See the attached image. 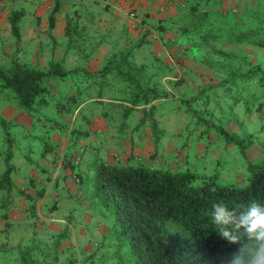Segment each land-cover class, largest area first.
I'll return each mask as SVG.
<instances>
[{"label":"rangeland","instance_id":"rangeland-1","mask_svg":"<svg viewBox=\"0 0 264 264\" xmlns=\"http://www.w3.org/2000/svg\"><path fill=\"white\" fill-rule=\"evenodd\" d=\"M6 1L0 0V17L3 19L7 15H1L6 10ZM55 1L60 8L58 18L61 17L64 24L59 26L61 23L56 22L53 40L48 34L37 37L40 46L34 55L30 50L33 38L20 36L17 39L10 26H6L2 29V43L6 49L10 44L16 50L9 57L8 50L5 52V48H2L3 53L0 54L4 57L0 60V67L8 68L13 60L20 59L46 70L49 61L56 60L65 69H87L88 73L97 74L113 55L119 59L122 53L131 48L134 51L128 59L140 66L129 69L127 63H122V73L112 70L101 82L95 83L88 78L80 81L75 76L78 85L70 80L59 87L65 95L74 97V102L54 90L47 105L34 106L32 111L20 108L12 93L3 88L0 81V172L6 166L5 154L9 143L5 131L8 129L13 151L9 163L14 167L12 177L15 183L10 192L0 190V264H19L18 252L21 249H33L31 255L36 258L35 264H134V257L123 238H118L112 232L102 238L96 237L95 231L99 226L95 228L92 224L83 226L76 223L77 216L69 219L65 226H56L47 231L48 220L41 221L33 207L38 196L37 192L33 194L36 180L33 177H39L40 173L47 177L58 173L61 177V157L70 169L83 163L84 147L92 151V145L103 137L97 129L106 128L104 131L110 133L115 131L126 108H131V113L137 111L132 106L134 96H140L142 91L148 89H154L162 97L147 104L152 105L150 112L145 110L147 118L156 115L166 120L174 113L175 119L179 112L185 113V121L194 120L195 124L207 126L205 131L216 139H221L216 128L223 126L229 132L251 140L247 147L248 158L259 161L264 151V47L218 39L204 48L205 40L198 30H187L185 25L190 19L192 7L199 12L210 13L209 20H216V23L224 21L229 24L240 19L249 21L264 8V0H153L155 8L152 14L148 8L139 10L133 0ZM131 12L135 16H131ZM67 18L71 24L68 36L64 31ZM23 24L22 34H25L28 23ZM35 25L42 23L37 21ZM151 29L159 34L158 38L149 37ZM146 30L148 34H145ZM160 34L168 37L174 34L176 42H170ZM47 39L54 44L51 53L45 48L44 41L47 43ZM211 45L231 54H217ZM175 46L181 47V54L175 50L170 52ZM43 50L47 52H41ZM164 51L171 54L173 62L167 59ZM174 62L181 72L188 62L201 63L202 68L197 66L196 69L199 68L198 72L203 77L193 81L192 85L184 84L183 80L179 81L181 78H176L179 71ZM245 73L250 74L242 76ZM165 75L170 78L164 79ZM60 105H65L66 109H58ZM141 105L144 103L140 102L137 106ZM189 108L197 113L202 122L197 121ZM50 120H57L60 126L52 127ZM162 130L160 126L153 128L152 135L156 141L161 137ZM230 144V149L237 151L236 160L243 167L241 171L237 170V177H228L227 170L214 165L215 177L222 183H243L246 177H241L240 173L246 169V159L237 145ZM223 145H226L225 141ZM45 147L49 148V152ZM150 156L155 157L156 154ZM233 157L234 154L227 155L225 160H232ZM47 159L50 168L44 166ZM66 159L69 163L65 162ZM98 163L95 161V165ZM200 165L201 162L196 169L199 172L202 171ZM38 170L40 173L37 175ZM70 176L77 175L71 173ZM48 202L47 216L53 209H58L52 195L48 197ZM51 222V225L58 223L53 219ZM82 227L89 238H81ZM74 228L79 230L75 231ZM87 239L88 244H85Z\"/></svg>","mask_w":264,"mask_h":264},{"label":"trees","instance_id":"trees-1","mask_svg":"<svg viewBox=\"0 0 264 264\" xmlns=\"http://www.w3.org/2000/svg\"><path fill=\"white\" fill-rule=\"evenodd\" d=\"M58 10L59 3L55 1L49 14V31L55 25V13ZM190 13L185 29L198 30L205 40L202 45L204 48L218 39L264 47V8L257 11L249 21L240 19L229 24L209 20L210 13L199 12L194 7ZM23 14V10L15 9L8 16L11 31L17 39L20 38L19 20ZM70 26V19L67 18L64 26L67 36ZM211 49L222 56L231 54L215 49L214 45H211ZM133 51L134 48L126 50L119 59L113 55L97 74L88 73L86 68L83 71L79 68L65 69L56 60H51L46 70L13 60L8 68L0 67V81L2 87L12 93L18 106L27 111L34 110V106L47 105L54 90L74 102V97L65 95L59 89L61 84L65 85L72 80L73 84L78 85L75 76L80 81L88 78L95 83L101 82L112 70L122 73V63L131 67L128 58ZM249 74L242 76L247 77ZM142 93L134 96L132 106L140 102L148 104L162 97L154 89ZM58 109L63 111L66 107L60 105ZM126 110L125 115L130 109ZM189 111L196 115L198 122H202L195 111L190 108ZM50 122L52 127L60 126L57 120ZM216 129L219 137L226 143L237 145L240 154L246 159L245 182L222 183L214 174L205 175L191 169L154 167L138 162H99L88 175L90 197L112 217L114 227L111 232L128 244L134 264H234L232 254L239 251L242 243H232L229 238L217 233L211 217L212 205L222 203L229 209L252 201L264 205V151L259 161H251L247 152L251 140L247 141L223 126ZM5 135L9 144L5 154L6 166L0 172V190L10 192L15 183L12 177L14 167L9 163L13 151L8 129ZM44 149L49 150L46 147ZM65 162L69 163L67 159ZM31 252L33 249L19 250V264H35L36 258Z\"/></svg>","mask_w":264,"mask_h":264},{"label":"crops","instance_id":"crops-1","mask_svg":"<svg viewBox=\"0 0 264 264\" xmlns=\"http://www.w3.org/2000/svg\"><path fill=\"white\" fill-rule=\"evenodd\" d=\"M6 2V10L1 14L3 15L7 13L6 18L3 19L0 17V53H3L2 48H5L4 51L6 52L8 50L7 53L9 57H12L16 48L15 46L10 47L9 44V48L6 49L4 43H2L3 39L1 38V34L2 29H4L6 26L9 28L10 26L8 16L11 10L17 9L24 11V14L19 20L20 36L33 38L31 41L30 50L34 55L37 53V51H39L40 46L39 40H37L39 38L37 37L42 38V35L48 34L52 40V32L56 27V22L58 21L61 23L59 26H63L64 24V20H61V17L58 18V10L55 13V25L49 31V14L53 5L55 4L54 0H7ZM133 2L134 6L139 10L143 11L148 8L151 14L155 8V2H153V0H133ZM136 13H138V11H136ZM37 21H40L42 25L36 26L35 23ZM23 22L28 23L25 34H22L24 28ZM40 30L43 33L40 32ZM151 31L152 33L149 34V37H159L158 33L152 29ZM161 36H163V34H160V37ZM169 36L170 37L165 36V39H170V42L173 40L176 42L174 34ZM44 44L45 48H48V53H51V49L54 48V44L52 45V43L49 42V39H47V43L44 41ZM170 50V52L175 50L177 54H181V47L175 46ZM21 51H23V49ZM47 51L43 50L41 52L46 53ZM164 55L167 56V59L170 58V60H172L171 54L168 53V51H164ZM3 57L4 55L0 54V60H2ZM15 60L26 62L21 61L20 59ZM4 61L5 60H3V62ZM129 62L131 64V67L129 65V69H135L136 66H140L137 63H133L131 59H129ZM174 65L177 68L176 70L179 71V66L177 67L175 62ZM197 66L202 68L203 65L201 63H186V66L184 65V67H182V72L179 71V74L176 78H181L179 81L183 80L184 84L191 85L193 81L201 80L203 75L201 72H198L199 68L196 69ZM168 78H170L168 75L164 76V79ZM150 102L154 103L155 100H151ZM150 107L151 105L147 106V104L141 106L136 105L134 108L137 111L134 110L131 113L132 109L129 108V113L127 112L125 115L127 111L126 108L122 112V119L119 123V126L116 127L115 131H111V133L108 131L105 132L104 130H106V128L101 125V127H104L105 129L102 130L99 128L97 131L99 134L102 132L100 135H103V137L99 142H95V144L92 145V151L89 152L87 151V147L86 150L84 147V152L82 155L84 157L83 163H79V166L77 165L76 168L74 166L72 169H70L68 165L65 166L63 157L59 159V163L62 167L60 171L61 177L58 175V173L53 174L52 177H47L44 173H40L38 170L37 175L40 173L39 177H33L37 180H34L35 190H33V194L36 192L38 194V196L35 198V203L33 202V207H35V211L37 215L40 216L39 219L41 221H43V219L48 220L46 222L48 225L47 231L50 228H55L56 226L63 227L68 223L69 219L77 216L75 220L76 223H80L83 226L92 224L95 228L99 226L95 231L96 237L99 236L102 238L103 236L105 237L107 233L111 232L114 227V221L112 217L108 214V211H106L103 206H101L95 199L90 197V184L88 175L94 170V167L96 166L95 161L110 164L138 162L154 167H166L175 170L191 169L197 172L199 171L196 169L201 162V165L199 166L202 168V171L199 172L201 174L216 175L214 170H216V167L219 166L223 170H227L229 172L228 177H237V170L241 171L243 164L236 160L238 153L236 150L235 152L233 149H230L232 148L230 143L223 145L224 141L222 139H216L211 133L205 131L207 126L202 127L199 124H195L194 120L190 122L188 119H186L185 121V113L180 114L179 112L178 117L175 119L174 113L170 114V117H168L166 120H163L161 116L156 115L151 116V118L148 116L147 118L145 110L150 112ZM158 126L163 128V132L159 140L156 141L153 138L152 132L153 128L156 129ZM205 135L207 138H205ZM228 149H230V153H228ZM151 154H156V156L151 157ZM226 154H234L233 159L229 161L225 160V156H227ZM229 162L231 164H229ZM49 165L51 166L49 160L44 163V166L47 168H50ZM214 165H216V167ZM71 173H75L77 176L71 177ZM65 175L69 176L63 177ZM240 175L241 177H246L247 170L245 169V171L240 173ZM77 179L79 180L77 181ZM51 195L53 203L56 201L58 209H53V212L47 216L46 209L49 208L48 197ZM55 217H57V219H55ZM52 219L57 220L58 223H53V225H51ZM27 222L29 223L30 221L27 220ZM69 225L72 227L71 223H69ZM75 229L79 230V228H74V230ZM80 229L83 231L80 235L81 238H89L88 234L84 233V228L82 227ZM87 241L88 239L86 240L85 244H88Z\"/></svg>","mask_w":264,"mask_h":264},{"label":"clouds","instance_id":"clouds-1","mask_svg":"<svg viewBox=\"0 0 264 264\" xmlns=\"http://www.w3.org/2000/svg\"><path fill=\"white\" fill-rule=\"evenodd\" d=\"M211 217L219 235L232 243H242L232 254L234 264H264V205L252 201L229 209L214 203Z\"/></svg>","mask_w":264,"mask_h":264},{"label":"built area","instance_id":"built-area-1","mask_svg":"<svg viewBox=\"0 0 264 264\" xmlns=\"http://www.w3.org/2000/svg\"><path fill=\"white\" fill-rule=\"evenodd\" d=\"M131 16H135V13H132L131 12ZM78 159H79V156L78 157H76V161L75 162H77L78 161ZM79 179H77V181H78Z\"/></svg>","mask_w":264,"mask_h":264}]
</instances>
